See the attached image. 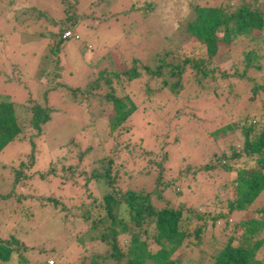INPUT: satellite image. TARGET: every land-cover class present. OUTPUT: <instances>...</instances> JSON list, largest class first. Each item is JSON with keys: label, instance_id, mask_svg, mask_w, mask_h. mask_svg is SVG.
Segmentation results:
<instances>
[{"label": "rangeland", "instance_id": "1", "mask_svg": "<svg viewBox=\"0 0 264 264\" xmlns=\"http://www.w3.org/2000/svg\"><path fill=\"white\" fill-rule=\"evenodd\" d=\"M59 1L0 0V95H8L10 99L21 103L26 97L40 93L34 85L36 72L39 75L45 74L44 83L51 85L58 81L61 84V87L51 90L47 95V105L52 112L40 132L29 136L32 130L26 125L23 136L9 142L0 150V239L6 242L14 237L17 241L14 247L18 246L21 257L26 259V263H19L18 252L13 250L9 261L0 264H49V259L51 264H87V261H82L81 258L90 255L89 249H92V253L105 249L103 244L93 242V248L83 251L78 237L86 231L89 220H77L71 216L63 219V215L58 217L55 212L63 205L72 208L78 215L79 205L93 201L94 197L98 199L105 186L93 180L89 173L104 163L106 157H110L123 172L121 177L117 172L119 179L114 182L117 189L144 193L159 189L154 186L157 170L153 162L157 158L156 155L165 153L164 151L169 152L174 161L171 166L173 169L166 171L167 173L161 176V181L168 175L172 176L174 182L170 180L169 185L163 189L164 197L171 200L175 199V190H184L185 187L184 182L180 183V165L187 163L203 166L213 163L214 169L205 173V179H202L203 172L194 176L200 182L194 186L193 193L184 192L190 196V200L188 197L183 200L189 201L191 208L197 209L203 215H206L207 211H225L226 199L234 197L233 190L225 185L232 173L218 169L217 163L214 162L217 158L215 155L226 149L227 144L240 148L241 121L255 125V117L260 119L262 114L259 112L264 111V105H260L264 101V90L253 91L254 85L264 84L262 57L257 59L261 68L248 67L243 78H219L213 84L212 90H208V93L213 92V99L195 103L193 110L182 103L177 105L174 96L167 90L164 92L162 85L159 91L153 93L152 90L156 89L153 82L150 85L151 92L147 93L148 85L137 79L125 81L122 75L119 80L112 82L113 88L101 83L93 90H86V83L93 80L98 71L119 72L123 69L122 66L130 65L129 57L138 59L143 64H150L149 53L153 51V46L159 45L162 41L160 38L164 35L181 41L180 48L185 51L193 50L203 55V46L192 41V38L187 39L183 24H179V21L190 19L192 16L188 15L189 9L187 10L184 0H157L153 13L143 18L135 13L136 10L139 11L135 8L128 11L129 16L114 17L105 22L95 21L100 12L89 6L90 1H95L76 0L77 3L74 1L72 4L73 0H67L73 8L69 13L73 14L75 9L76 15L82 16L79 22L71 25V28L78 32L80 39L61 40L54 55L48 52V35L58 33L59 26L49 23V18L56 22L64 17L63 4ZM135 1L123 0L121 3L127 8L129 2L136 6L143 0ZM117 2L113 0L111 3V6L114 4L111 16H115L118 13L116 10L124 6L119 4L115 10ZM32 7L39 9L37 11L45 16H34L31 19L21 12ZM122 18H125L127 25L120 23ZM128 32L133 33L126 37ZM87 44L89 48L86 47ZM251 46L245 37L232 40L230 53L221 52L217 61L215 60V65L224 63L228 58L233 60L227 64L229 71L233 68L242 69L240 53ZM260 50V53L264 54V49ZM87 54L97 55L98 59L92 57L88 60L90 56L86 58ZM124 58L125 64L121 61ZM75 87L78 90L72 93L75 95L72 97L69 91ZM81 89L84 90L83 98ZM107 91L121 98L129 97L136 108L131 116L115 129H111L109 124V114L113 112L111 104L102 97ZM190 104L193 107V104ZM226 125H232L231 131L224 127ZM121 126L128 128L123 131ZM215 129L216 134L213 135ZM255 132L253 130L254 134ZM253 133L251 132V136H254ZM70 140L77 148L83 150L90 147V151L83 152V157L75 168V172L80 173L68 178L65 169H58L60 163L65 165L71 162L76 165L78 159L75 157L81 153L77 149L80 152L74 154L76 148H68L62 144ZM138 141L143 148L138 146ZM160 141L164 144H159ZM153 147L156 152L152 150ZM68 151H71L70 155ZM30 154L33 157L32 164L23 168L24 177L13 184V171H16L17 162L22 159L26 161ZM48 162L51 163L50 167H47ZM165 165L163 163V167ZM51 167L52 174H46L45 171ZM83 172L87 173L88 179L83 180ZM42 173H45L46 178L40 176ZM86 175L84 176L87 177ZM4 195L6 197H2ZM46 196L57 203H46ZM152 198L153 196V201ZM260 204L264 205V194L254 201L251 208L259 207ZM20 207H29L28 217L20 213ZM234 212L216 220L215 229L204 231L198 247H180L170 258L183 259L181 264H187L184 259L188 257L194 261L193 264H203L204 259L208 258L207 252L210 251L209 235L213 239H219L222 234L223 239L229 231L232 232L233 222L240 216L239 212ZM244 212L240 211L241 218L248 215ZM223 221L228 224L224 228ZM239 230L236 228V231ZM236 231L231 234L236 235ZM122 242L118 240L117 244L122 245ZM255 257L261 258L264 264V249ZM124 262V259H121L118 263L104 261L99 264Z\"/></svg>", "mask_w": 264, "mask_h": 264}, {"label": "trees", "instance_id": "2", "mask_svg": "<svg viewBox=\"0 0 264 264\" xmlns=\"http://www.w3.org/2000/svg\"><path fill=\"white\" fill-rule=\"evenodd\" d=\"M74 1L76 0H73L72 4ZM93 1L95 2L92 3L90 1L89 6L99 10L100 14L95 19L98 22H105L114 17L129 16L128 11L135 8L139 9L135 13L143 18L153 13L157 6V0H143L141 4L136 6L129 2V6L124 8L125 5L121 3L123 0H116L118 2L114 7L115 10L119 4L124 6L116 10L118 13L115 16H111L110 13L114 6V4L111 6L113 0L112 2L109 0ZM184 1L185 5H187V10L189 9L187 11L188 15L192 14V16L190 19L179 21V24H183V31L187 39L192 38V41L203 46V55L195 53L193 50L185 51L181 49V41L164 35L160 38L162 41L159 45H152L154 49L149 53L150 64H147L148 62L143 64L138 59L129 57L130 65L128 67L122 66L123 69L119 72L98 71L97 76L89 83H86V90H93L94 87H99L101 83L113 88L112 82L119 80V76L122 75L125 77V81L137 79L148 85L147 93L151 92L150 85L153 82L156 84V89L152 90L153 93L159 91V87L162 85L164 92L167 90L174 96L177 105L182 103L193 110L195 103L206 102L209 98L213 99V94H211L213 92L208 93V90H212L213 84L219 78H227L229 76L243 78V74L248 67L253 69L261 68L257 59L259 57L264 59V54L260 53V49H264V0ZM59 2L63 4L61 5L64 17L56 22L49 18V23L59 26L58 33H49L48 35L50 40L47 46L48 52L54 55H56L57 46L61 40L80 39L78 32H75L71 25H75L82 18V16L76 15L75 9L73 14L69 13L73 9L71 2L67 0H60ZM37 10L39 9L32 7V9H24L21 12L31 19L34 16H45ZM125 18H122L123 21L120 22L122 25H127ZM115 20L119 22L118 19ZM183 31L179 32L183 33ZM65 32L68 34H64ZM160 32L161 30H159L158 35H160ZM130 33L133 32H128L126 37L130 36ZM239 37H245L252 44L250 49L240 53V58L243 62L242 69L236 70L233 68L229 71L227 64L233 62V60L228 58L225 59L224 63L219 64V67L215 65V60L221 55V52L224 51L229 54L232 40ZM86 47L89 48L90 46L87 44ZM89 56L88 60L92 57L98 59L97 55L87 54L85 57L88 58ZM55 61L56 59L53 62ZM121 61L125 64V58ZM44 75L43 73L39 75L37 72L34 75L36 78L34 85L37 86V90L40 93L26 97L21 103L10 99L8 95H0V150L9 142L23 136V130L26 125L30 126L32 130L29 136H35L49 119L52 109L47 105V95L51 90L54 91L56 88L61 87V84L58 81L51 85L47 82L44 83ZM258 89L264 90V84L253 86V91ZM77 90L78 88L75 87L69 92L72 94ZM83 93L84 90H82L81 98H83ZM73 94L72 97H75ZM180 94L184 96H180ZM102 97L112 107L113 112L109 114L111 129H115L116 126L129 118L136 109L127 96L121 98L107 91L106 93L104 92ZM190 103L193 104V107L190 106ZM261 104L263 106L264 101ZM259 113L262 114L260 119H257L254 115L256 119L255 125L245 124L243 120L241 121L242 124L239 127L242 135V140L239 144L240 148H234V145L227 144L226 149L215 155L217 158L216 160L214 159V162L219 167L217 168L232 173V177L228 178L225 185L233 190L234 197L226 199L225 211L219 210L218 213L207 211V214L203 215L197 209L191 208L189 201L185 202L183 200L187 197L190 200V196L184 192L190 191L193 193L194 186L200 182L194 176L199 172H203L202 179H205V173H209L214 169L215 165L213 163H207L203 166H193L187 163L186 165H180L179 170L182 173L180 177L182 181L180 183L184 182L183 186L185 187L184 190H175V199L171 200L164 197L163 189L169 185L168 182L170 180H172V183L174 182L172 176L168 175L166 177L165 175L166 179L161 181V176L166 171L169 172L170 169H173L171 166H173L174 161L171 159L169 152L164 151L165 153L156 155L155 157L157 158L153 162L155 170H157L154 186L159 189L144 193L117 189L114 185L115 180L119 179L117 178V172H119L120 177L123 172H121V169L119 170L120 166L115 164L110 157H106L104 163L97 166L94 169L95 171L93 170L89 173L93 180L101 182L102 186L106 187V189L105 187L103 188L104 191L98 199L94 197L93 201L79 205L78 215L74 213L72 208H66L63 205L58 210L56 209L57 212H55L58 217L63 215V219L71 216L77 220H89V226L86 231L78 237V243L82 246L83 251L93 248V242L103 244L105 248L102 251L103 253L98 251H93L92 253V249H89L91 250L90 255L84 256L81 260L84 261L85 259L87 264H99V262L104 261L118 263L121 259L125 261L122 264H181L183 259L170 258L174 251L184 246H190L191 249L198 247L204 231L215 229L216 220L223 219L227 214L235 211L234 213L237 214L239 212L240 215L233 222L234 225L232 227V232L236 231V228L240 229L236 231L237 236H233L230 231L223 239L221 238L222 234L219 235V239H213L209 235L210 251L207 252L206 256L208 258L204 259L203 264H262V259L256 258L255 255L264 249V205L260 204L259 207L251 208L254 201L264 194V111ZM224 127L230 131L232 129V125ZM127 128L126 126H121L123 131L127 130ZM253 130L256 131L255 134ZM251 132L254 136H251ZM212 133L215 135L216 129ZM137 143L139 147L143 148L141 142L138 141ZM62 144L68 148H76L74 154L81 151L75 157L78 159L76 165L71 164V162L65 165L60 163L58 169H65L69 178L70 175L74 176V174L80 173L78 171L75 172V168L80 163L83 152L90 151V147L81 150L77 148V145L72 140ZM159 144H164V142L160 141ZM156 145L155 143V147ZM154 152H156L155 149ZM70 153L71 151H68V155ZM32 161L33 157L30 154L26 161L22 159L17 162L16 171L15 169L13 171V184L24 177L23 168L30 166ZM163 163L166 164L164 167ZM50 164L48 162L47 167H50ZM52 167L46 170L45 173L51 175L53 172ZM111 170L113 173H111ZM45 173L40 176L46 178ZM82 174L86 175L87 173L83 172ZM84 175H82L83 180L84 178L88 179V176L86 175L87 177H85ZM189 176L191 177L190 179H188ZM151 196H153L154 203L151 200ZM2 197H6V195ZM44 199L46 203H57L49 196ZM21 207L20 213L28 217L29 207ZM240 211H245L244 213H248V215L241 218ZM193 221L197 223H193ZM207 221L209 223H206ZM226 225L228 224L223 221V228ZM118 240L123 241L122 245L117 244ZM16 243L17 241L14 237L6 242L0 239L1 263L9 261V256L13 250L16 253L18 252L19 263H26V259L20 255L19 247H14ZM86 243L88 245L87 248L85 247ZM11 244L13 247H11ZM150 244L152 247H150ZM23 248L25 249V247ZM184 262L193 264L194 261L187 257Z\"/></svg>", "mask_w": 264, "mask_h": 264}, {"label": "built area", "instance_id": "3", "mask_svg": "<svg viewBox=\"0 0 264 264\" xmlns=\"http://www.w3.org/2000/svg\"><path fill=\"white\" fill-rule=\"evenodd\" d=\"M64 34H68L67 32H65ZM48 263L50 264V263H52V261L49 259L48 260Z\"/></svg>", "mask_w": 264, "mask_h": 264}, {"label": "clouds", "instance_id": "4", "mask_svg": "<svg viewBox=\"0 0 264 264\" xmlns=\"http://www.w3.org/2000/svg\"><path fill=\"white\" fill-rule=\"evenodd\" d=\"M51 264V263H50Z\"/></svg>", "mask_w": 264, "mask_h": 264}]
</instances>
